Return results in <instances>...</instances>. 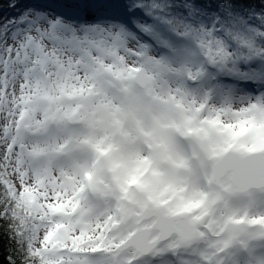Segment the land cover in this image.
I'll list each match as a JSON object with an SVG mask.
<instances>
[{
    "label": "snow or ice",
    "instance_id": "6c2138e0",
    "mask_svg": "<svg viewBox=\"0 0 264 264\" xmlns=\"http://www.w3.org/2000/svg\"><path fill=\"white\" fill-rule=\"evenodd\" d=\"M7 264H264V0H0Z\"/></svg>",
    "mask_w": 264,
    "mask_h": 264
},
{
    "label": "trees",
    "instance_id": "16d2710c",
    "mask_svg": "<svg viewBox=\"0 0 264 264\" xmlns=\"http://www.w3.org/2000/svg\"><path fill=\"white\" fill-rule=\"evenodd\" d=\"M7 247H8V241L5 238L2 243H0V264H7Z\"/></svg>",
    "mask_w": 264,
    "mask_h": 264
}]
</instances>
